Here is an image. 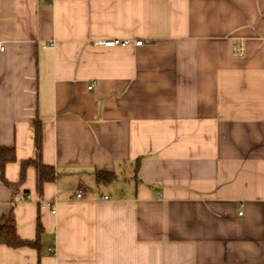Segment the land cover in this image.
Here are the masks:
<instances>
[{
	"label": "crops",
	"instance_id": "crops-1",
	"mask_svg": "<svg viewBox=\"0 0 264 264\" xmlns=\"http://www.w3.org/2000/svg\"><path fill=\"white\" fill-rule=\"evenodd\" d=\"M0 43V264H264V0H0Z\"/></svg>",
	"mask_w": 264,
	"mask_h": 264
},
{
	"label": "trees",
	"instance_id": "trees-1",
	"mask_svg": "<svg viewBox=\"0 0 264 264\" xmlns=\"http://www.w3.org/2000/svg\"><path fill=\"white\" fill-rule=\"evenodd\" d=\"M35 146H36V158L34 160H26L21 162L20 177H23L24 169L26 166L32 164L37 170V190L41 192L42 183L45 180H52L55 173L51 167L45 166L41 162V149H42V135L40 121H35ZM6 153V154H5ZM15 160L14 152L12 149H5L0 147V171L1 180L5 184H9L3 176V166L8 161ZM138 164V160L136 162ZM114 179V174L105 171H96V181L98 183H110ZM41 231L40 223L37 221L36 238L32 241L23 240L16 233V225L13 216V205L10 206L9 211L6 214L0 216V244L16 248L20 246H30L37 248L39 241V233Z\"/></svg>",
	"mask_w": 264,
	"mask_h": 264
},
{
	"label": "built area",
	"instance_id": "built-area-1",
	"mask_svg": "<svg viewBox=\"0 0 264 264\" xmlns=\"http://www.w3.org/2000/svg\"><path fill=\"white\" fill-rule=\"evenodd\" d=\"M96 43L99 44V45H102L104 47H113V46H116V45H125L126 44L125 41H123L122 39H119V38H109V39L97 41ZM141 43H142V40L141 39H138V40H136L134 42L135 45H140ZM1 50H2V45L0 43V51ZM235 52L237 54H241L242 48L241 47H237L235 49ZM76 195L77 196H80V192H77ZM104 198H106V196H104ZM52 212H54V210H52Z\"/></svg>",
	"mask_w": 264,
	"mask_h": 264
}]
</instances>
